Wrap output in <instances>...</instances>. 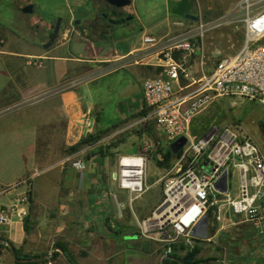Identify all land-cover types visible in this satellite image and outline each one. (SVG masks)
<instances>
[{
	"label": "crops",
	"instance_id": "obj_1",
	"mask_svg": "<svg viewBox=\"0 0 264 264\" xmlns=\"http://www.w3.org/2000/svg\"><path fill=\"white\" fill-rule=\"evenodd\" d=\"M5 1L0 0V4ZM7 2V12L0 8V210L6 215V222L0 223V240L8 243L15 256L8 247L1 245L0 264H68L63 250L71 264H157L168 245L159 239L154 227L148 226L145 230L144 224L152 220L162 200L158 198L160 201L156 203V197L149 201H144L143 197L151 188L163 194L161 176L156 172L160 167L157 161L145 156L149 144L143 141L135 155H127L143 156L138 186L122 187L118 166L126 154L121 155L108 144L115 141L124 127L138 119L140 106L136 112L129 109L121 113L113 128L104 129L99 110L91 95H87L91 92V84L115 69L131 70L141 92L144 80L160 75V69L152 61L147 63L143 59L142 38L181 35L193 25V15L178 19L173 10L164 7L161 13L143 20L130 4L122 10L128 14H111L106 20L100 17L81 23L70 20L61 27L51 49L44 51L23 42L20 27L15 24L23 14L21 7L15 0ZM122 23H127L125 27L139 36L138 43L123 40L115 48L105 46L103 36L111 31L112 25ZM43 27L47 31L50 26ZM66 45L71 56L49 55L50 51L58 53ZM133 60H137L136 63H132ZM49 61L72 66L66 73L52 77L51 82L44 64ZM25 67L41 70L42 74L40 77L26 76L22 69ZM198 67L201 75L210 72H207V64L204 69ZM187 72L193 79V57ZM188 81L181 80V85ZM31 83L49 89L45 95H34ZM40 96L47 97L44 104L37 103ZM198 114L190 120V134L195 139L193 119ZM86 120L92 125L90 135H103L87 148H80L71 155L66 153L86 136L83 129ZM255 145L264 156L261 143L257 141ZM83 152L90 155L83 170L61 166V160L78 157ZM150 160L154 169L153 180L148 184L146 174ZM179 166L177 163V170ZM238 176L233 170L231 181L236 186L229 192L230 197L238 195ZM19 179L21 181L15 184ZM23 180L26 182L21 183ZM260 194V213H264V188L260 189ZM25 196L26 203L22 202ZM217 207L222 215L217 221L219 227L211 230L204 219V226L200 221L190 232L200 236L206 234V239H194L211 245L225 242L227 246L220 248L221 261L225 264H264V229L259 230L258 241L238 244L239 236L242 239L250 236L222 202ZM44 257L43 261H37Z\"/></svg>",
	"mask_w": 264,
	"mask_h": 264
},
{
	"label": "built area",
	"instance_id": "obj_2",
	"mask_svg": "<svg viewBox=\"0 0 264 264\" xmlns=\"http://www.w3.org/2000/svg\"><path fill=\"white\" fill-rule=\"evenodd\" d=\"M240 11L243 36L238 51L222 56L208 74L196 80L189 78L187 67L206 34L222 23L198 20L181 35L142 38L143 59L147 63L152 61L160 69V75L142 82L139 117L124 130L136 128L135 131L143 135L150 127L169 144L180 137L186 139L178 157L177 176L164 183L161 211L156 214V209L152 220L144 224L145 230L148 226L154 227L159 239L168 245L163 258L170 253V246L176 239L188 237L191 229L206 216L211 205L210 197H220L213 199L212 203L217 206L222 202L240 223L264 229V213H260L258 203L260 189L264 188V156L257 146L248 138L240 140L229 130L222 133L211 131L208 139L197 141L190 134L191 118L215 100H246L264 107V0H244ZM198 58L202 68V53ZM181 80L189 81L181 85ZM83 129L86 135L92 133L88 120ZM138 158L143 161L142 155ZM121 160L118 166L120 180ZM65 163H70L75 170H83L85 166L81 160H66ZM233 170L239 173L236 197L229 195ZM223 172L228 177L225 194L213 188ZM22 202H27V196ZM214 217L216 221L221 220L219 207ZM5 222V212L0 210V223Z\"/></svg>",
	"mask_w": 264,
	"mask_h": 264
},
{
	"label": "rangeland",
	"instance_id": "obj_3",
	"mask_svg": "<svg viewBox=\"0 0 264 264\" xmlns=\"http://www.w3.org/2000/svg\"><path fill=\"white\" fill-rule=\"evenodd\" d=\"M5 1L4 4H0V8L8 11L9 2ZM244 0H131L130 7L136 12V14L143 20L148 19L153 14L161 13L164 7H168L171 11H174L175 17L178 19H184L187 14L193 15V25L201 20L202 22H220L222 25L219 28L211 30L206 34L204 40L200 44L199 51L193 55V79L196 80L201 76V70L199 69L198 56L202 53L204 56V63L207 64L209 72L216 62L224 55H233L238 51L242 36L243 28L241 23V3ZM15 3L19 5L21 11L26 6L32 7L31 14H21L19 20L15 22L16 27H20V36L24 43L28 45H35L38 49L41 43L45 41L46 28L43 26H55L57 22H60L61 27L66 26L70 20L75 22H90L99 18L100 13L112 17L108 11L100 9L98 6H102L100 2L92 5L91 0H15ZM127 8V7H126ZM124 10V9H122ZM127 10V9H125ZM124 14H128L122 11ZM127 23L118 25H112L111 31L103 37V44L107 47H114L116 44L128 42L131 40L136 42L139 40L137 34H133L134 31H129L125 26ZM135 23L133 24V27ZM86 28H89L86 25ZM135 28V27H134ZM117 39H122L117 41ZM138 43V41L136 42ZM126 44V43H125ZM71 45H74L71 42ZM24 51V48H23ZM49 55H60L62 57H69L68 45L59 50L58 53L50 51ZM75 57H81L79 54H74ZM45 68L48 74L52 77H57L59 74L67 72L68 68L72 66L69 63L63 62H46ZM202 67L204 69L205 67ZM23 69L24 75L32 77H40L42 71H38L32 67H25ZM116 70V69H115ZM104 74L97 82L91 84L90 94L87 95L93 101V104L99 110V118L101 121V127L104 129H110L114 127L115 121L122 113L127 112L129 109H134L135 112L142 104L141 92L137 89V80L129 69L122 70L117 69ZM53 78L50 79L52 82ZM142 84V83H141ZM34 95L44 93L48 91V87L43 85L32 84ZM42 97V98H41ZM38 104L46 102V96H40ZM233 100L219 99L215 100L205 110L200 112L193 120V136L196 137V141L204 138L211 131H217L222 133L224 130H229L236 134L241 140L242 137L250 139L254 144L257 141L261 143L262 149H264V107L260 106L257 102H249L246 100ZM133 110V111H134ZM128 124V123H127ZM132 124V123H131ZM123 130L115 136L113 143H108L109 146L119 152L125 157L121 160V170L127 169L128 171H134L138 166V157H127V155H135L137 153V147L141 148L143 141H148L147 159L159 162V167L156 172L161 176L162 190L164 183L167 179L176 177L178 159L169 156L170 144L166 142L163 137L156 135L154 130L146 131L142 135L140 132L135 131L136 128ZM148 128V127H147ZM150 129V127H149ZM138 130H141L139 128ZM144 130V129H142ZM117 137V138H116ZM55 146H57L55 144ZM74 147V146H73ZM86 148L89 146H85ZM83 148V147H82ZM125 150V152L123 151ZM74 151L72 147L67 150L66 153L72 154ZM63 153L62 155H66ZM171 153V152H170ZM89 153L83 152L78 154V157L65 158L61 160V166L63 168H71L70 163H65L66 160L75 162L81 160L85 161L89 158ZM58 160L55 152V161ZM125 160V162H123ZM149 161L147 164V183L150 184L153 180V162ZM142 162V161H141ZM21 179V178H20ZM17 180L15 184L21 180ZM135 183L137 180H129ZM234 182H230V191L233 192L236 185ZM153 197L163 199V194L159 189L151 188V190L143 197L144 201H149ZM159 198V199H158ZM220 197H210L211 205L207 211L204 219L209 222L211 230H215L219 227V224L214 219L216 205L212 203L213 199H219ZM156 200V199H155ZM140 203V202H139ZM138 203V204H139ZM146 203V202H145ZM232 222L235 220L231 219ZM239 221V220H237ZM230 224V223H228ZM240 227L244 228V232L248 239H242L238 237V244L256 242L260 238L259 229H256L251 224L241 223ZM242 240V241H241ZM175 251H171L166 258H163L165 249L161 259L167 260L166 264H172L168 256H176V264H183L182 260L186 253L192 249H197L198 254L193 258V264H225L221 261L223 258L221 247H226L225 242H219L215 245L195 240L193 237H180L173 243ZM259 256V255H258ZM160 259V260H161ZM213 261V262H212ZM160 264V261L157 263Z\"/></svg>",
	"mask_w": 264,
	"mask_h": 264
},
{
	"label": "water",
	"instance_id": "obj_4",
	"mask_svg": "<svg viewBox=\"0 0 264 264\" xmlns=\"http://www.w3.org/2000/svg\"><path fill=\"white\" fill-rule=\"evenodd\" d=\"M103 2H105L107 5L116 8V9H124L126 7H128L131 4L130 0H102ZM23 14H31L32 13V7L31 6H26L25 8L22 9L21 11ZM192 17H187V19H191ZM129 18H127L126 20H128ZM108 23L110 24H114L115 21L112 20H107ZM58 32V24L56 25L53 35L51 36L48 44H46L43 48L47 49L53 42L55 39V36ZM213 132H210L209 134H207L206 136H204V140L208 139ZM186 144V139L184 137H180L178 139H176L174 142H172L169 146V150L171 152L172 155H177L180 150L185 146ZM213 188L215 191L221 193V194H225L227 192V188H228V177H227V173L223 172L222 175L219 177V179L213 184ZM162 207L157 208L156 210V214H158L161 211ZM203 220L204 218L201 220V224L203 225ZM204 226V225H203ZM205 228V227H204ZM190 237L193 238H198V239H206V234H203L202 236L197 235L195 233H191L190 232ZM0 245H4L6 247L9 248L11 254L13 256H15L13 249L8 245V243L4 240H0ZM44 259H46V257L44 258H40L37 261H43ZM26 262H31V260H26ZM68 264H71L70 262L67 261ZM160 264H163V259L160 260Z\"/></svg>",
	"mask_w": 264,
	"mask_h": 264
},
{
	"label": "trees",
	"instance_id": "obj_5",
	"mask_svg": "<svg viewBox=\"0 0 264 264\" xmlns=\"http://www.w3.org/2000/svg\"><path fill=\"white\" fill-rule=\"evenodd\" d=\"M150 129L146 128V131L149 132V131H151ZM101 135H103V134L95 133L93 135H86L74 147H72V150L76 151V150H78V149H80L82 147L93 145L94 143H96L100 139ZM168 154H169L170 157L178 158L179 155H180V152L177 155H172L170 152ZM157 163L159 164V162H157ZM24 231H25V233L28 232V229H27V226H26V219L24 220ZM0 247H1V245H0ZM170 247H171L172 251H175V247L173 245H171ZM63 253H64V257L69 262L72 263V261L69 259L68 255L65 254L64 250H63ZM197 254H198V250L197 249H192V250L188 251L186 253V255L184 256V258L182 260V263L183 264H193V258ZM168 258L171 260V261H169L170 263L176 264V256L170 255V256H168ZM166 262H168V261L164 260L163 264H166Z\"/></svg>",
	"mask_w": 264,
	"mask_h": 264
},
{
	"label": "flooded vegetation",
	"instance_id": "obj_6",
	"mask_svg": "<svg viewBox=\"0 0 264 264\" xmlns=\"http://www.w3.org/2000/svg\"><path fill=\"white\" fill-rule=\"evenodd\" d=\"M97 2H100L102 6H100V9H103V10H106L109 12V14H112V15H116V16H120L121 13H122V9H116V8H113L109 5H107L105 2H103L102 0H91V3L92 5L95 6V3ZM99 7V6H98ZM100 18H102L103 20H106L108 19L107 18V15H102V13H100ZM58 24V32L55 36V39H54V42L47 48V49H44L43 47L48 44L51 36L53 35V32H54V29L56 27V25ZM57 24L55 26H50L49 29L46 31L47 34H46V37H45V41L43 43H41V46L39 47V50H44V51H48L51 49V47L54 45L55 41L57 40L58 36H59V33H60V30H61V25H60V22L58 21Z\"/></svg>",
	"mask_w": 264,
	"mask_h": 264
},
{
	"label": "bare ground",
	"instance_id": "obj_7",
	"mask_svg": "<svg viewBox=\"0 0 264 264\" xmlns=\"http://www.w3.org/2000/svg\"><path fill=\"white\" fill-rule=\"evenodd\" d=\"M138 161V166L136 167V169L134 171H128L127 169H123L121 170L122 172V176H121V184L122 187H127V188H135L136 186H138V181L140 178V170L142 168V162L140 160V158L136 159ZM123 162H125V160H123ZM137 180L135 183L129 181V180ZM141 179V178H140Z\"/></svg>",
	"mask_w": 264,
	"mask_h": 264
}]
</instances>
